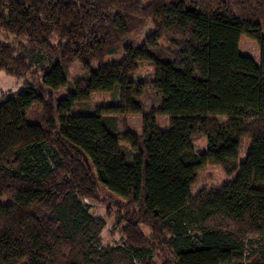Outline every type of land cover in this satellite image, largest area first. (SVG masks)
Wrapping results in <instances>:
<instances>
[{
	"label": "trees",
	"instance_id": "1",
	"mask_svg": "<svg viewBox=\"0 0 264 264\" xmlns=\"http://www.w3.org/2000/svg\"><path fill=\"white\" fill-rule=\"evenodd\" d=\"M0 70V264H264V0H0Z\"/></svg>",
	"mask_w": 264,
	"mask_h": 264
},
{
	"label": "rangeland",
	"instance_id": "2",
	"mask_svg": "<svg viewBox=\"0 0 264 264\" xmlns=\"http://www.w3.org/2000/svg\"><path fill=\"white\" fill-rule=\"evenodd\" d=\"M139 38V36H137ZM240 52L242 54L250 55L258 60L259 49L257 43L251 38L247 37L245 34L241 35L240 42ZM114 59H118L119 56H114ZM150 70L147 64H142L140 67L141 74H145ZM83 70L81 69L79 63L74 61L69 66V80L73 81L80 76H82ZM33 79L27 77V82H32ZM24 79H16L13 76L8 75L6 72L0 70V91L4 92H17L25 88ZM65 93V89L59 91L60 96ZM110 95L108 93H95L92 95L91 101L95 104L105 103L109 100ZM41 115L40 106L33 105V107L28 112V122L33 124L38 122V118ZM142 115L133 114L127 116L128 125L130 128L136 132H140L142 127ZM158 121L160 124H165V116H158ZM193 145L196 151H203L206 148L207 141L206 138L197 134L192 138ZM249 139L245 138L242 143L240 160H244L246 151L249 147ZM124 146L128 147L127 144L123 143ZM229 179L224 175L220 166L217 165H206L197 172V181L192 188L193 193H197L199 190L205 187L218 188L220 185L228 182ZM84 203L89 206V211L102 217L106 221V228L102 233V247H108L113 245H119L121 243V235L119 233H112L111 228L113 225V217L116 211L113 210L109 215L107 213V207L103 203H99L93 200H84ZM147 233V231H146Z\"/></svg>",
	"mask_w": 264,
	"mask_h": 264
}]
</instances>
